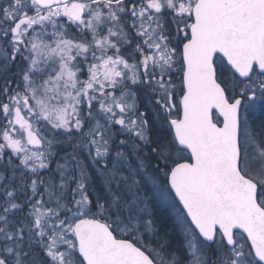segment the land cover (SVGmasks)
Masks as SVG:
<instances>
[{
    "label": "snow or ice",
    "instance_id": "6c2138e0",
    "mask_svg": "<svg viewBox=\"0 0 264 264\" xmlns=\"http://www.w3.org/2000/svg\"><path fill=\"white\" fill-rule=\"evenodd\" d=\"M0 264H264V0H0Z\"/></svg>",
    "mask_w": 264,
    "mask_h": 264
}]
</instances>
